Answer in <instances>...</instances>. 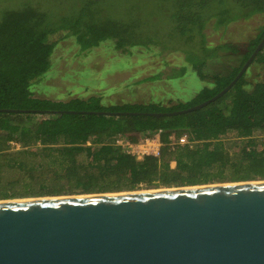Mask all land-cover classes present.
Segmentation results:
<instances>
[{
    "label": "trees",
    "instance_id": "16d2710c",
    "mask_svg": "<svg viewBox=\"0 0 264 264\" xmlns=\"http://www.w3.org/2000/svg\"><path fill=\"white\" fill-rule=\"evenodd\" d=\"M170 2L172 31L163 30L152 37L139 16L130 19L109 14L101 8V0H84L71 13L52 16L29 2L2 14L0 110L19 113L0 112V200L131 192L140 186L264 181V146L257 150L253 139L255 132H264V45L236 84L216 101L182 115H142L188 109L224 89L264 38V0ZM255 16H260L263 24L248 40L239 66L229 75H206L203 69L207 59L237 55L240 50L231 43L207 46L205 28L210 23L224 28ZM60 31L65 32L63 38L73 37L82 51L109 43L113 51L122 53L162 46L171 36L176 47L190 46L187 60L209 86L190 100L170 106L106 105L100 96L68 101L36 98L32 86L48 74L55 48L51 36ZM256 68L258 72L249 80L248 74ZM158 131L157 156L138 159L113 145L118 136L138 145L145 136ZM229 132H234L238 141H245L232 153L221 140ZM181 136L195 145H171L170 138Z\"/></svg>",
    "mask_w": 264,
    "mask_h": 264
},
{
    "label": "water",
    "instance_id": "95a60500",
    "mask_svg": "<svg viewBox=\"0 0 264 264\" xmlns=\"http://www.w3.org/2000/svg\"><path fill=\"white\" fill-rule=\"evenodd\" d=\"M0 264H264V181L0 200Z\"/></svg>",
    "mask_w": 264,
    "mask_h": 264
},
{
    "label": "rangeland",
    "instance_id": "374dc122",
    "mask_svg": "<svg viewBox=\"0 0 264 264\" xmlns=\"http://www.w3.org/2000/svg\"><path fill=\"white\" fill-rule=\"evenodd\" d=\"M84 0H0V18L2 14L25 2L37 4L39 10L52 16L54 13H71ZM102 9L109 14L132 19L139 16L149 29L150 37L168 30L171 32V0H101ZM37 7V6H36ZM100 8V9H101ZM260 16L248 20H238L226 27H214L211 23L205 28L207 46L231 43L238 46L240 53L220 54L206 60L203 72L206 75H229L239 66L248 39L255 35L257 27L262 24ZM65 32L51 36L55 42L51 59V68L44 78L32 86L33 96L40 99L68 101L73 98L86 99L100 96L106 105L111 104H148L159 103L170 106L186 102L209 84L201 81L187 60L190 46L174 45L173 38L164 39L165 44L132 48L122 53L113 51L109 43L82 51L73 37H65ZM167 45V48L164 46ZM197 51V50H196ZM198 52V51H197ZM201 55V53H198ZM258 72L251 71L250 80ZM253 139L256 149L264 146V132H255ZM230 153L244 145L238 141L234 132L221 138ZM238 141V143H237ZM15 149L16 145H12ZM237 148V149H236ZM145 146L132 149L133 154L141 159L146 154ZM222 184V183H213ZM178 187H144L134 192L163 190ZM83 195V194H77Z\"/></svg>",
    "mask_w": 264,
    "mask_h": 264
},
{
    "label": "built area",
    "instance_id": "2783aa9c",
    "mask_svg": "<svg viewBox=\"0 0 264 264\" xmlns=\"http://www.w3.org/2000/svg\"><path fill=\"white\" fill-rule=\"evenodd\" d=\"M159 134H160V131H158L157 133H155L151 136H149V135L145 136L140 141V143L138 145H133V144L129 143V141L125 137L118 136V137L114 138L113 145L115 147H119L123 152L129 153L133 156H134V154H133L132 149H134L136 147L138 148L140 146H145L147 148L146 151L144 152L146 155L157 156L158 151H159V146H160ZM170 140L172 142L171 145L177 144L180 146H188V147H192L196 143L194 141H190L189 138L186 136H181L175 140H173V138H170ZM13 145H15V144H13Z\"/></svg>",
    "mask_w": 264,
    "mask_h": 264
},
{
    "label": "flooded vegetation",
    "instance_id": "af4514ba",
    "mask_svg": "<svg viewBox=\"0 0 264 264\" xmlns=\"http://www.w3.org/2000/svg\"><path fill=\"white\" fill-rule=\"evenodd\" d=\"M262 24H263V23H262ZM262 24H261V25H262ZM261 25H260V26H261ZM260 26H258V27H260ZM258 27H257V28H258ZM250 39H251V37H250L248 40H250ZM248 46H249V41H247V43L245 44L244 47L247 48Z\"/></svg>",
    "mask_w": 264,
    "mask_h": 264
}]
</instances>
